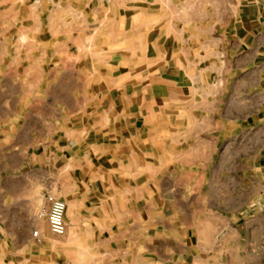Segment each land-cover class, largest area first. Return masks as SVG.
<instances>
[{
    "label": "crops",
    "instance_id": "obj_1",
    "mask_svg": "<svg viewBox=\"0 0 264 264\" xmlns=\"http://www.w3.org/2000/svg\"><path fill=\"white\" fill-rule=\"evenodd\" d=\"M90 1L0 0V264H264V0H93L99 22L142 23L141 65L115 61L142 83L121 95L107 74L92 120L71 124L81 110L53 94L70 37L55 26ZM183 157L189 173L167 176ZM155 182L190 191L176 201ZM55 192L60 241L39 217Z\"/></svg>",
    "mask_w": 264,
    "mask_h": 264
},
{
    "label": "rangeland",
    "instance_id": "obj_2",
    "mask_svg": "<svg viewBox=\"0 0 264 264\" xmlns=\"http://www.w3.org/2000/svg\"><path fill=\"white\" fill-rule=\"evenodd\" d=\"M96 2L91 0L90 6H87L86 8H82V10L78 13H74L71 10H68L65 12H61V18L63 19V23H59L57 26H55V32L59 31V34L57 35V38L60 37V34H66L69 35L70 38L64 39L65 42H68L69 53L68 55H65V58H69L66 61V64L68 63L70 65L71 70L66 69L63 72V79H61V83L64 86L61 87H55L53 94L54 96L61 97L63 104L60 105H66L70 108V111L73 112L72 109L79 108L81 112L78 114L71 113V118L69 119L70 123H74L78 121V118L83 117L84 122H88V118L93 117V114L95 113V108L97 105L96 102V96L99 94L105 93L104 90H106L107 86L104 85L107 84L106 76L107 74L113 75V92L115 93L117 90L121 91V95L126 94L125 93V84L126 83H142L141 78L140 79H130L129 77L126 78H119V74L123 73L124 71H119L117 66V62H119L121 59L123 61H129L131 63H134L135 61L139 62L141 65V58L145 56L146 50L143 48L142 45V38L141 34H143L142 30V23L141 22H133V23H125V22H113V25L106 22H99L100 16L105 13V9L102 10V13H100V7H94ZM63 9V7H62ZM170 9V8H169ZM188 8L184 7L182 10H186ZM197 8L191 7L190 11L193 12ZM199 16H202L203 13H205L204 9L198 8ZM167 10V9H166ZM168 11V10H167ZM198 12V10H196ZM126 10L124 8H118L113 6V15L115 16H122L126 14ZM185 12V16L189 15V11H183ZM107 14H109V11L107 10ZM195 14V13H194ZM202 14V15H201ZM59 15V14H58ZM109 16V15H107ZM60 17V15H59ZM173 25V24H169ZM178 27H181L189 33V30L191 28L195 27H202V24H182V23H176ZM205 26V25H203ZM152 28V27H151ZM82 35L85 38L81 40L80 44L78 43V40L76 38L73 39V37H76L77 35ZM82 48L81 50L79 49ZM144 50V51H143ZM145 52V54L143 53ZM60 63V62H59ZM84 64L86 67L85 74L83 75L79 67L77 65L73 64ZM60 66V65H58ZM110 66H113L111 69ZM61 67V66H60ZM96 68H102L100 72L101 80L99 81L98 71H96ZM96 69V70H95ZM140 69V67H139ZM61 72L54 71V77L61 78V75H59ZM137 73V72H134ZM133 73V74H134ZM105 77V78H104ZM82 79V81H81ZM84 79V81H83ZM101 82V93L95 92V83ZM60 83V84H61ZM83 83H85V89H83L81 86ZM66 84L69 86V88L65 87ZM119 84V85H117ZM98 89V88H97ZM128 91V94H130V91ZM137 90H135V93ZM77 97H80V101H77ZM67 99V101H66ZM82 99H85L84 101ZM45 105V104H44ZM46 111L44 110L43 113ZM77 117V118H76ZM81 121V120H79ZM167 140L166 143L172 142V136H166ZM186 138V136H185ZM186 142H189V138L186 140ZM225 145H230L231 148V154L237 153L238 145H239V138L236 136H231L230 140L228 142L224 141ZM224 145V147H225ZM223 146L220 145L219 150L216 152L217 154L223 153L222 150ZM169 157V156H168ZM174 158V157H172ZM184 159L189 160L188 157H183V163L186 165H183L181 167H177L178 170L174 172V167H169V165H172L173 162L171 159L167 158V164L168 167L165 168L166 172L165 174L168 175H175L177 178H179L180 174L186 175L190 171V167L188 166V163L184 161ZM162 169H164L162 167ZM150 174H158V171L156 168H152V170L149 171ZM161 173V172H160ZM151 185H154L158 190L162 191H172L176 192L174 194V198L176 201H180V197L177 196L179 194V191H185L186 193L190 191V183H160L155 182L151 183ZM195 188V184H194ZM182 192V193H183ZM58 198V192H55L53 194V197ZM57 196V197H56ZM188 195H186V198H182L183 204H188L189 199L187 198ZM172 202H174L173 198L171 199ZM46 219L42 217V220ZM47 225V223H46ZM51 237L54 241H60V237L53 236L51 234ZM60 250V249H59Z\"/></svg>",
    "mask_w": 264,
    "mask_h": 264
},
{
    "label": "built area",
    "instance_id": "obj_3",
    "mask_svg": "<svg viewBox=\"0 0 264 264\" xmlns=\"http://www.w3.org/2000/svg\"><path fill=\"white\" fill-rule=\"evenodd\" d=\"M44 200L47 205L43 208L39 217H44L46 219L47 228L50 234L56 237H62L65 234V203L49 194L45 196ZM32 237L35 239L38 238L37 230L32 232Z\"/></svg>",
    "mask_w": 264,
    "mask_h": 264
}]
</instances>
